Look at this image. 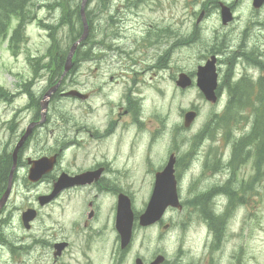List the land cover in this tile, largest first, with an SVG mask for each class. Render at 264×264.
Here are the masks:
<instances>
[{"label": "flooded vegetation", "instance_id": "obj_1", "mask_svg": "<svg viewBox=\"0 0 264 264\" xmlns=\"http://www.w3.org/2000/svg\"><path fill=\"white\" fill-rule=\"evenodd\" d=\"M194 3L198 8L187 12L183 34L169 26L154 32L149 26L143 38L148 47L172 40L152 69L165 70L172 49L195 52V71L178 74L189 81L184 90L201 94L197 71L205 64L214 68V101L201 102L214 116L202 125L208 128L206 135L201 130L203 138L193 144L196 135L180 160L171 142L162 147V130L153 129L154 120L144 114L137 87L140 73L133 69L135 48L115 45L118 30L107 31L115 23L110 15L104 27L89 31L84 53L74 55L71 69L46 102L45 94L62 69L31 75L34 79L11 94H21L25 101L4 103L8 116H0V264H255L254 250L264 264V223L252 202L247 203L254 189L264 191V101L240 97L257 91L258 84L264 90V5L247 6L245 27L236 33L229 30L237 19L235 5L226 4L233 23L224 25L220 3ZM212 14L216 24L206 26ZM98 31L103 37L95 40ZM99 40L105 41L102 51L93 53ZM141 41L136 39L138 48ZM110 55L114 60L109 62ZM82 64L84 70L79 69ZM40 83L45 86L34 91ZM68 91L76 96L66 95ZM228 98L233 101L226 102ZM230 109L225 133L221 123ZM156 123L163 126L160 119ZM201 142L207 145L194 155L192 149ZM172 156L178 204L143 220L157 176ZM40 160L44 166L33 171ZM163 200L156 198L154 204ZM120 203L128 205L130 223L119 221ZM250 247L254 250L248 254Z\"/></svg>", "mask_w": 264, "mask_h": 264}, {"label": "rangeland", "instance_id": "obj_2", "mask_svg": "<svg viewBox=\"0 0 264 264\" xmlns=\"http://www.w3.org/2000/svg\"><path fill=\"white\" fill-rule=\"evenodd\" d=\"M44 1L49 0H33L36 3V6L32 7V9L35 8L36 19L42 20L45 24L49 25L57 23L60 10L56 9L48 12L43 8ZM110 2L111 9L103 11L100 8V4H98V0H89V4H87L85 10L88 13H92L94 20L93 27L96 29L99 28V25L104 27V21H106L103 19L104 15H110L115 23L107 31H113L115 28L118 30L114 36V40H117L115 45L127 50L135 48V68L133 69L140 73L138 76L140 84L137 87L141 90L144 114L150 121L154 120L153 129L162 130L161 139L164 141L162 147L169 148L171 142L173 153L178 154L180 160L181 154L190 148L191 141L196 135L192 141L193 144H196L199 139L203 138L202 133H200L201 130L206 135L208 128L202 127V125L213 114L212 109L201 105V102L204 101L201 94L195 90H181L175 85L177 75L179 73L186 75L193 73L199 61L194 51H188L180 47L172 49L168 61L165 63V70L161 71L158 66L157 69H152V66L158 63V59L163 55V52L169 48L172 40L167 44L162 43L158 47H148L143 38L147 35L145 32L149 30V26L152 27L154 32H158L160 29L169 26L172 32L183 34L187 31L189 22L187 12L197 9L198 5L194 3V0H110ZM203 3L208 6H215L219 3L235 5L236 11L234 15L237 16V19L229 30L240 33L244 29L247 6L251 5L250 0H203ZM187 6H190V9H187ZM216 21L217 17L212 14L211 20L206 26H213V24H216ZM15 25L16 21L12 20L10 26L12 30L15 28ZM11 31L8 33V36L11 34ZM67 31L69 30L61 29L56 33L58 34L59 46L64 51L70 45V39H68L69 33ZM103 32H106V30ZM103 32L98 31L95 40L103 37ZM74 33L78 34L77 31ZM138 37L142 38L139 48L136 46V39ZM94 42L93 53H99L102 51V45L105 44V41L99 40V42ZM48 47H51V40L48 38L47 31L40 28L36 20H32L25 27L24 38L16 55L9 50L7 40L0 38V116H8V114H4L5 110L2 109L6 105L4 103L19 105L25 101V98L21 94L15 97H11V94L16 93L19 90V85L27 79L32 80L30 69L34 70L36 65L42 66L44 64V59L47 56L45 52ZM36 60H39L38 63L35 62ZM113 60V56L110 55L108 61ZM150 66L151 70H146ZM79 69L84 70L85 65L82 64ZM111 71L113 70L111 69ZM78 80L82 81L84 77H78ZM237 83L245 86L242 81H237ZM43 86H45V83H40L34 91L40 92ZM257 86L260 85L258 84ZM121 89L119 86L113 92L120 91ZM82 90L85 91L84 86ZM254 93V91H246L248 95H245V101H255ZM112 97L117 99L113 94ZM240 97L244 98L241 94ZM249 97L251 98L248 100ZM59 101L72 102L70 99H60ZM192 108L198 110V116L188 129H184L182 127L183 114L192 110ZM155 115L156 117H154ZM156 118L162 120L163 126L158 123L155 124ZM221 126L225 133L229 130L228 125L223 123ZM206 145V142L198 144L196 148L192 149L194 155ZM192 160L193 158H186V161L190 163ZM17 190L20 192L21 188ZM141 195L142 192L140 193V197ZM247 197V203L252 202L254 213L259 214V220L264 223V191L256 188ZM15 201L16 204H19L17 197H15ZM136 203L137 206H141L140 198H137ZM146 246L141 250V254L144 253ZM137 247L138 244L133 247V253L136 252ZM253 250L250 247L248 254H251ZM253 255V262L255 264H262V254L254 250Z\"/></svg>", "mask_w": 264, "mask_h": 264}, {"label": "trees", "instance_id": "obj_3", "mask_svg": "<svg viewBox=\"0 0 264 264\" xmlns=\"http://www.w3.org/2000/svg\"><path fill=\"white\" fill-rule=\"evenodd\" d=\"M107 1V4H106ZM51 2V3H50ZM100 8L103 11H109L111 9L110 0H98ZM36 3L33 0H0V37H5L12 20H16L17 25L15 30L12 32L9 40L10 48L15 51L18 47V44L23 39V30L25 26L30 23L32 20H35V11L32 7H35ZM43 8L48 12L53 10H60V16L57 21L52 25L45 24L42 20L38 21V26L44 31H47L48 38L51 40V47L46 49L45 54L48 56L44 59V64L42 66L36 65L34 69H55V71H60L61 65L64 60L65 51L59 46L58 34H56L61 29H67L69 33L68 39L70 42L75 41L82 31L81 19H80V0H49L44 1ZM86 19L90 21V13L85 12ZM75 31L78 32L74 33ZM85 43H82L78 49L77 54L84 48ZM61 56L56 58L54 56ZM39 60L35 62L38 63ZM260 85V84H259ZM254 95L259 101H264V91L258 86V90L254 91ZM244 96L245 100L246 92L241 93ZM251 97L248 98V100ZM233 101L229 98L228 102ZM248 102V101H247Z\"/></svg>", "mask_w": 264, "mask_h": 264}, {"label": "water", "instance_id": "obj_4", "mask_svg": "<svg viewBox=\"0 0 264 264\" xmlns=\"http://www.w3.org/2000/svg\"><path fill=\"white\" fill-rule=\"evenodd\" d=\"M86 0H82V4H81V9H80V14H81V20H82V25L84 26V30L82 31V35L81 37L72 45L69 54L67 56L66 62H65V66H64V72H66L69 68H70V62L72 59V56L77 48V46L83 42L86 38L87 35V31H86V20L84 17V12H83V8H84V4H85ZM264 0H253V6L255 8L261 6L263 4ZM221 20L223 24H226L227 22H229L231 20V15H230V11L227 8H222L221 10ZM214 69L209 67L208 65L206 67H202L198 69V73H197V77H198V81L196 82L197 87L200 89V91L205 94L206 98L208 100L214 101V97L212 94V89L214 88V85L212 86V83L214 82ZM176 85L181 88V89H185L189 86V81L187 80V78L184 75H179L178 80L176 82ZM56 88V87H55ZM73 96H76V93L73 92L72 93ZM196 117L195 112H188L184 115L183 118V127L184 128H188L190 127L191 123L194 121ZM41 163H45L44 160L41 161ZM173 165H174V159L173 157L169 160L168 164L165 167V170L163 171V173H161V175L157 176V181H156V186L153 192V196L150 200V203L148 205L147 211L145 214L149 215L152 213V208L154 207V205H156L157 207L161 206L164 207V205H160V204H154V196L155 193H160L164 198H169V200L171 201V205L172 206H176L177 205V198H176V189H175V182H174V178H173ZM130 212L128 209V205L127 204H123L120 203L118 206V219L119 221H126L128 223H130ZM148 218L144 215L143 220H147Z\"/></svg>", "mask_w": 264, "mask_h": 264}, {"label": "bare ground", "instance_id": "obj_5", "mask_svg": "<svg viewBox=\"0 0 264 264\" xmlns=\"http://www.w3.org/2000/svg\"><path fill=\"white\" fill-rule=\"evenodd\" d=\"M106 4H107V1H106ZM110 4H111V2H110ZM86 28H87V29H86L87 32H89V31H91V30H94V27H91V26H88V25L86 26ZM83 30H84V26L82 25V31H83ZM242 82H243V81H242ZM243 83H244V82H243ZM244 84H245V83H244ZM250 85H253V83H249V84H248V86H250ZM230 99L232 100V98H230ZM255 99H256V95H255ZM225 101L228 102V101H229V98L226 99ZM248 102H249V101H248ZM154 117H156V116H154Z\"/></svg>", "mask_w": 264, "mask_h": 264}]
</instances>
